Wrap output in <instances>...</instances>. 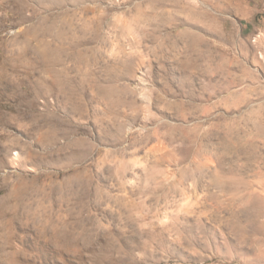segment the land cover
Returning <instances> with one entry per match:
<instances>
[{
	"label": "rangeland",
	"instance_id": "rangeland-1",
	"mask_svg": "<svg viewBox=\"0 0 264 264\" xmlns=\"http://www.w3.org/2000/svg\"><path fill=\"white\" fill-rule=\"evenodd\" d=\"M0 264H264V0H0Z\"/></svg>",
	"mask_w": 264,
	"mask_h": 264
}]
</instances>
